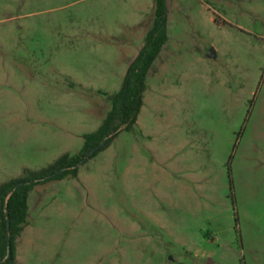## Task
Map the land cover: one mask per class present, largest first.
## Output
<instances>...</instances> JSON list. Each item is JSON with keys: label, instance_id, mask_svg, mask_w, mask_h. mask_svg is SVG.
Returning a JSON list of instances; mask_svg holds the SVG:
<instances>
[{"label": "rangeland", "instance_id": "1", "mask_svg": "<svg viewBox=\"0 0 264 264\" xmlns=\"http://www.w3.org/2000/svg\"><path fill=\"white\" fill-rule=\"evenodd\" d=\"M154 20L0 0V182L79 153ZM167 36L137 123L30 192L17 264H264V0H167Z\"/></svg>", "mask_w": 264, "mask_h": 264}, {"label": "trees", "instance_id": "2", "mask_svg": "<svg viewBox=\"0 0 264 264\" xmlns=\"http://www.w3.org/2000/svg\"><path fill=\"white\" fill-rule=\"evenodd\" d=\"M167 40V0H155L154 25L128 66L121 88L110 96L111 110L96 131L84 136L79 153L74 156L64 154L40 171L26 169L24 177L0 182V262L7 255L8 240L12 250L11 256L0 264H17L15 241L27 223L28 198L34 187L68 176L77 177L79 164L106 150L123 127L129 130L137 123L143 107L147 75Z\"/></svg>", "mask_w": 264, "mask_h": 264}, {"label": "water", "instance_id": "3", "mask_svg": "<svg viewBox=\"0 0 264 264\" xmlns=\"http://www.w3.org/2000/svg\"><path fill=\"white\" fill-rule=\"evenodd\" d=\"M207 57H210V58H213V57H215V53H214V49H210L209 51H208V53H207ZM84 161H85V159H84ZM80 165H82V163L81 164H79L78 166H80ZM11 195V193L9 194V196ZM8 196V197H9ZM7 220H8V223H9V219L7 218ZM11 254H12V250H11V243H10V240H8V251H7V255H6V257L1 261V262H3L4 260H6V259H8L10 256H11ZM0 262V263H1Z\"/></svg>", "mask_w": 264, "mask_h": 264}]
</instances>
